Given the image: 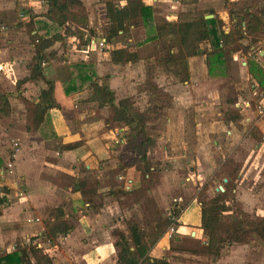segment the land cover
Wrapping results in <instances>:
<instances>
[{"label": "rangeland", "instance_id": "1", "mask_svg": "<svg viewBox=\"0 0 264 264\" xmlns=\"http://www.w3.org/2000/svg\"><path fill=\"white\" fill-rule=\"evenodd\" d=\"M212 1L171 0L169 5L164 0L152 1L148 4L153 10L150 21L138 19V23L131 26L128 32L112 37L110 40L107 38L110 28L107 5L108 3L123 5L126 0H86L85 4L71 5L66 13L65 23L70 27L71 32L66 33L62 40L52 42L53 44L43 51L45 64L44 66L41 64L44 71L49 74L53 73L55 76L54 96L60 105L59 111L46 114L37 127L33 123L34 101L39 99L41 85L45 87L47 85L42 79L34 80L30 85L22 83L17 85L16 81L24 79L25 67L32 63L39 37L33 33L34 28L27 25L30 21L28 17L22 21L18 16L17 29L14 32L10 29L11 26L7 27L5 30L7 35L13 33L14 36H18L14 51L4 60L0 58L2 60L0 172L4 170L6 175V179H2L0 175V205L3 204L8 209L7 213L23 214L24 210L21 209L25 207L23 193L30 191L29 185L22 179L24 172L18 166L19 155L18 157L17 155L12 156L15 148L21 149V142L25 140L28 147H34L35 163L39 166H50L53 169L50 171L53 177H48L53 187L45 192L74 193L78 188L81 193H91L92 188L95 187L92 193H98L96 186L102 185L100 193H110L108 196L111 198L106 202L108 211H101V205L105 206L102 200L97 209L100 215L91 221L94 224H98L97 221L109 224L108 228L117 227L109 238L111 241L115 240L118 229L128 235L130 224L136 223L148 245V257L151 259L163 258L169 264H264V252L261 248H256L255 244L263 241L255 233L251 232L245 242L223 244L220 254L214 256L207 252L206 238L203 243L190 236L189 232L178 231V215L174 213V211H181L192 197L201 203L223 191L225 184H228L231 188L230 196H232L226 202V210L230 209L231 212H223L224 217L227 220L240 219L247 228H254L261 218L259 214L245 212L233 193L236 186L233 179L247 150L239 147L234 152L228 153L225 144H223L225 147L218 150L210 136L205 138L203 143H197L196 138L202 141L203 135L197 134L198 137H196V129L193 128L198 113L203 115L198 120L205 123L211 118L208 115L212 113L215 115L221 109L220 107L225 104H235L236 108L240 109L243 119L246 116L250 118L246 122L251 125L250 132L255 140L259 138V135L261 136L259 124L264 123V38L249 35L243 28V24L242 28L238 27V21L245 9L255 11L262 5L259 6L258 0H251L253 5H249L247 0H240V3L233 0H221L220 5L214 6ZM34 2L36 4L32 8H27L26 13L29 19L32 17V12L34 16L39 17L37 19L40 21L38 27L41 34L50 38L51 35L60 36V33H65L63 26H59L55 21L46 17L47 5L44 0H34ZM220 8L227 10L224 20L220 18L217 11ZM23 9L26 8L19 7L17 14ZM172 14L175 16H171ZM89 15L93 19L90 26ZM205 15L219 17L223 22L225 33L231 31L233 41L223 45L224 63H216L217 61L211 59L214 67L210 73L208 68L210 57L206 55L208 53L196 55L202 58L201 62L206 66L207 74L195 70L194 75L192 72L189 77L188 84L182 83L185 87L182 90L177 88L181 82H173L165 73L155 69L159 85L173 94L176 100L174 99L171 107L164 109L159 119L150 122L146 128L145 134L156 140L155 146L149 148L150 159L147 163L151 167L147 170L139 156L126 146L127 127L121 122L111 121V107L100 108L95 102L85 101L86 91L77 93L78 95L67 94L64 88L75 74L97 75L99 82L113 89L116 102L128 97L139 111L146 110L150 107L149 96L146 92L139 91L138 86L146 80L149 69L157 65L154 59L162 55V46L168 41L165 37L154 38V25L168 21L194 20ZM0 28L3 27L0 25ZM0 39H4L2 31H0ZM92 39L96 43L103 39L106 42L102 49L93 50L88 45ZM119 47H129L135 50L139 56L138 60L126 64H112L109 58L106 60L105 53ZM201 49L209 50V46L202 43ZM7 58L24 61L18 66L20 74L7 77V70H11L6 68L3 62L8 60ZM190 58H188L189 72L191 68H197L196 61H190ZM200 94H203L201 97L204 98L197 99L196 95ZM248 103L251 108L245 109L249 107ZM177 110L184 112L186 122H188V126L184 124L187 127L185 136L180 134L178 127L174 126V113ZM218 117L220 115L215 120L219 119ZM57 118H61L67 127L65 138L61 135L56 136L51 130V125L57 122ZM167 118L172 121L167 122ZM252 123H254L253 127ZM38 127V133H35L32 138L24 135L25 132H34ZM120 128L123 129L119 130ZM94 136H99L102 143L107 144L105 147L108 151L105 160L107 165L104 168L102 179L100 181L96 178L90 179L89 175L77 178L78 182L74 181V177L71 178V175L65 171L70 166H74L72 162L74 156L69 158L59 156L62 153V142L68 141L71 137L83 141L87 137ZM25 137L27 139H24ZM183 140H185V146L191 148V154L188 152L186 155V149L181 143ZM15 143L16 146H14ZM191 159L194 161L192 162ZM9 161L13 163V175L7 172ZM76 167L82 171L86 170L83 161ZM223 178L229 180L224 182ZM65 186L70 188L67 192ZM259 187L264 191V183L261 185L257 183L251 189L254 191ZM46 201L48 205L45 203L42 204L43 208L41 207V220L44 228L45 224L51 222L53 217L59 213L57 209L63 211L64 214L69 213V217L64 216L65 219L70 225L75 224L76 218L73 212L75 210L78 212L80 205L73 201L68 202L64 198L56 199L54 205L51 204L49 198ZM31 204L35 209L37 204ZM83 206L81 202V209ZM30 216L31 214L28 215L27 222L31 221ZM33 220H36L35 217ZM11 230L13 228L10 226H1L0 233L6 235L7 231ZM40 238L42 243L51 239L44 234ZM252 240L256 241L247 249L246 245ZM37 241L36 237L31 235L24 236L21 240H14V247L11 249L8 247L3 251L22 248L29 250L31 246H36L45 253L44 246L39 245ZM52 241L54 242L55 239ZM235 244L239 245V248L236 249L237 257L234 260L221 254L223 248ZM115 247L118 251L119 247ZM116 257L117 264L118 254Z\"/></svg>", "mask_w": 264, "mask_h": 264}, {"label": "trees", "instance_id": "2", "mask_svg": "<svg viewBox=\"0 0 264 264\" xmlns=\"http://www.w3.org/2000/svg\"><path fill=\"white\" fill-rule=\"evenodd\" d=\"M47 5L45 15L59 26H63L65 33L51 35L46 38L41 34L38 27L40 21L36 15H32L27 23L36 30L35 34L39 37L38 47L32 63L29 65V74L22 80H17L16 84L42 78L47 87L41 90L38 102L33 109V123L37 127L44 119L47 112L53 108H59V103L54 96V82L48 79L41 64L44 62L43 51L51 46L55 41L63 39L65 34L70 33V27L66 26V13L71 5H80V0H44ZM151 5L143 3L142 0H126L123 5H107V16L110 20L108 40L119 34L129 31L131 26L138 23V19L150 21L152 19ZM243 22L251 23L264 29V6L255 11L244 10L238 21V27L242 28ZM43 24V23H42ZM154 38L165 37L168 41L162 46V55L157 56L154 62L157 64L149 69L146 80L138 86L139 91L146 92L149 96V108L139 111L130 98H123L116 102L115 92L106 84L99 82L97 75L78 74L66 84L64 90L67 94L82 93L86 91L84 100L95 102L98 107H111L112 122H121L127 127L126 146L139 156L143 161L145 169L151 167L147 162L150 159L149 148L155 146L156 140L147 136L146 128L152 121L159 119L165 108L173 104L172 95L157 81V71L163 72L173 82H186L189 80V62L188 58L199 53H208L210 61L208 62L209 73L216 63H224L223 45L230 44L233 41L231 31L225 33L223 22L217 16L205 18L201 16L194 20L164 22L154 25ZM87 42V40H86ZM206 43L209 50L201 49V44ZM139 56L135 50L129 47L113 48L109 51V61L112 64H126L135 62ZM213 59V60H211ZM160 72H157L158 74ZM225 121L240 126L242 119L241 111L235 104H225L220 107ZM77 145H68L71 149ZM231 188L225 184L223 191H220L214 197L201 201L200 226L206 231L207 252L218 256L223 244L231 242H245L251 232L255 233L264 242V217L254 228H247L240 219H226L223 212L226 210V202L231 198ZM4 200V199H3ZM59 213L55 215L51 222L45 224L44 236L52 237L58 234H67L72 231L73 226L64 217V212L57 209ZM183 210V209H182ZM181 210V211H182ZM181 211H174L180 215ZM115 246L119 247L117 264H169L165 259H156L148 257V245L143 239L142 231L136 223L129 226V233L118 232L114 240ZM31 257L36 264H51L52 259L40 248L31 246L29 250L19 249L5 252L0 246V264H33Z\"/></svg>", "mask_w": 264, "mask_h": 264}, {"label": "crops", "instance_id": "3", "mask_svg": "<svg viewBox=\"0 0 264 264\" xmlns=\"http://www.w3.org/2000/svg\"><path fill=\"white\" fill-rule=\"evenodd\" d=\"M81 4H85L86 0H80ZM145 4H151L152 1L155 0H142ZM157 1V0H156ZM165 2H168L169 5L171 3V0H164ZM235 2H239L240 0H233ZM249 5H253L251 0H247ZM221 0H213L212 4L214 6L220 5ZM259 6H264V0H258ZM36 3L34 0H0V25L3 28H0V31L3 33L4 39H0V58L5 59V57H8L14 50V46H16V40L18 36H14L13 33L11 35H7V32L5 31L8 26H11L10 29L14 32L17 27V21L18 16L21 17V20L23 21L24 18L28 17L29 21V15L26 13L27 8H32L33 5ZM154 6V5H153ZM261 6V7H262ZM20 8H26L20 11V13L17 14V10ZM246 10V9H245ZM220 18L223 20L225 19V15L227 14L226 8L224 9H218ZM36 12V11H35ZM212 12V11H211ZM231 12V11H230ZM31 15H34L32 12ZM214 15V14H212ZM171 16H175L172 14ZM206 16V15H205ZM36 18H39L36 15ZM211 18V17H210ZM92 17L89 15L88 17V23L89 26L92 25ZM243 28L249 33V35L257 36L260 38H264V29L255 26L251 23L244 22ZM36 30H33V33H35ZM226 32V30H225ZM105 59L108 60L109 58V52H106ZM8 59V58H7ZM191 60L196 61L197 68H191L190 76L195 70H199L200 73L207 74V68L205 65H202V58H199V56H195L190 58ZM0 60V65L1 64ZM5 62V67L10 68L11 70H7L6 72L7 77L8 76H16L17 74H20L18 71V66L23 64L24 61L22 59H8L3 61ZM28 64V63H27ZM44 62L42 63V66H44ZM248 65V61L246 62ZM4 67V69H5ZM26 71L24 72V76L26 77L29 74V68L28 65L25 67ZM1 72V71H0ZM46 74V77L48 79H52L55 83V76L53 73L49 74L47 71H44ZM24 77V78H25ZM42 79V78H40ZM16 80V79H15ZM43 80V79H42ZM34 81V80H33ZM44 81V80H43ZM192 82V79H191ZM32 81L23 83V84H31ZM183 84H188V81L184 82ZM182 83H179L177 85V88L182 90L184 87ZM56 86V84H55ZM42 89H45L46 87L44 85H41ZM167 90V89H166ZM169 92V91H168ZM170 93V92H169ZM78 95L77 93H75ZM171 94V93H170ZM173 97V104L174 99L176 98L171 94ZM203 94L196 95L197 99L204 98L201 97ZM181 98V97H179ZM187 98V97H183ZM184 99V100H185ZM35 103L38 101L35 100ZM248 108L245 109H250ZM59 111V108H53L47 112L53 113ZM54 114V113H53ZM175 114V123L174 126L179 128L180 134L186 135L188 122H186V116L182 110H177ZM219 119L215 120L217 116ZM201 116L199 113L197 114L196 118V124H194L195 135L197 134L200 136L203 135L202 141H199V138H196L197 143H203L205 141V138L210 136V139L213 140V143L217 146V149L220 150L223 147V144L226 145V150H228V153L231 151L234 152L235 149L239 147H244L247 151L246 154L240 164L239 170L235 173L234 181L236 183L235 188L233 189V193L235 194V197L237 200H239V203L242 206V209L245 212H253L255 214H259L261 216L260 220L264 217V191L260 189H255L252 191V187H254L257 183L261 185V183H264V123L259 124V138L255 140L254 135L252 132H250L251 125H248L246 121L250 120L248 116L245 117V119H241L240 126L237 127L233 123H229L225 121V118L223 117V114L220 110H218L217 113L209 114L208 116L210 120H207V122H202ZM185 120V122H184ZM244 120V121H242ZM172 121L170 118H167V122L170 123ZM186 123V125H184ZM204 123V124H203ZM190 124V123H189ZM192 126V123H191ZM254 126V123H252V127ZM66 126L63 124L61 118H57V122L51 125V130L55 133L56 136H63L65 138L66 134ZM123 128H120L119 130H122ZM39 127L34 132L31 133L25 132L24 135L32 138L34 134L38 133ZM24 139H27L25 137ZM82 140V139H81ZM74 146L71 149H67L66 147L68 145H77ZM116 142V141H115ZM185 140H183L182 146L185 148L186 155L188 152H190V147L185 146L184 144ZM21 149L19 148L16 155L19 159L18 166L23 170L24 176H22V179L26 181V183L29 185L30 191L27 193H23L25 196L24 202L25 207H22L21 209L24 210L23 214L21 213H14L10 214L7 213L6 207H4L3 204L0 205V228L1 226L5 227H11L13 230L7 231L6 235H1L0 233V246L3 250L10 249L14 247V240L16 239H23L24 236L31 235L32 237H36L37 242H39V245L44 246V252L49 255L52 259L51 264H116L117 259V249L115 245L113 244L114 241H111L109 238L113 235V232L117 230V227L111 226V228H108L109 224L102 223L101 221H97L98 224H94V222L91 221V219H95V217L100 215L98 213V204L102 202L103 205H101V211L106 212L108 211L107 206V200L111 198V196H108L110 193H100L102 192V185H97V192L98 193H92L94 191V188H92L91 193H81L78 188L74 191V193H47L45 190H50L49 188L53 187V184L49 182L48 177H53L52 173H50L51 170H53L50 166H39L38 163H35V156L33 154V146L28 147V143L24 140V142H21ZM106 143H102V141L99 139V136L94 137H87L85 140L80 141V139H68V141L62 142V153L59 154V156L63 157H73V164L74 166H70V168L65 169V171L71 175V178L74 177V181H79L77 178H82L84 176H91L90 179H97L100 181L103 176L104 168L107 165V159L108 151L106 150ZM37 146V145H34ZM36 148H39L38 146ZM21 150V152H20ZM230 152V153H231ZM20 153V154H19ZM191 154V152H190ZM17 160V159H16ZM192 162L194 161L191 159ZM83 161L84 168L86 170L82 171L78 169L76 166ZM77 164V165H76ZM91 170L90 172H88ZM2 179H6V177H1ZM76 178V179H75ZM224 182H227L228 178H223ZM2 184H5L2 182ZM66 192L70 189L68 186H65ZM112 194V193H111ZM4 198V197H3ZM50 199V202L52 205L55 204L56 199H67L68 202L73 201L80 205V209H78V212L76 210L73 212V215H75V224L73 225V229L71 232L67 234H58L57 236H52L51 239H55L53 242L51 239H48L47 242L42 243L40 236L43 235V232L45 230L44 226L42 225V204L48 205L47 199ZM89 198V199H88ZM6 200V199H4ZM98 200V201H96ZM3 201V200H2ZM7 201V200H6ZM3 201V202H6ZM2 202V203H3ZM81 202H83L84 206L81 209ZM31 203L37 204L36 208L34 209L31 205ZM41 203V204H40ZM201 203L196 199L195 197H192L188 203L185 205L183 210L181 211L179 217H178V231L187 233L189 232L190 236H193L195 239L201 240L204 243V238H206V234H204V230L201 228L200 224V210H201ZM42 207V208H41ZM41 209V210H40ZM230 213V209H227L224 211V213ZM40 213V214H39ZM31 221L35 217V221L27 222L28 215H30ZM69 214V213H68ZM66 213L64 216L69 217ZM13 215V216H12ZM38 219V220H37ZM20 220L19 222H17ZM17 226V228H16ZM16 228V229H14ZM117 232H120L118 229ZM10 240V241H9ZM9 241V242H8ZM256 240H252L250 243H248L246 248L248 249V246H251V244H254ZM7 244V245H6ZM256 248H261V250L264 252V242L258 243L256 242ZM239 248V245H230L222 250V255L226 256L227 258H232L233 260L237 257L236 256V249ZM7 250V252L13 251ZM19 250V249H17ZM264 254V253H263ZM34 258L31 260L33 263L35 262ZM35 264V263H34Z\"/></svg>", "mask_w": 264, "mask_h": 264}, {"label": "built area", "instance_id": "4", "mask_svg": "<svg viewBox=\"0 0 264 264\" xmlns=\"http://www.w3.org/2000/svg\"><path fill=\"white\" fill-rule=\"evenodd\" d=\"M105 39H103V40H101L99 43H96L95 42V40H90L89 41V43H88V45L93 49V50H96V49H102V47L104 46V44H105ZM2 70V66L0 65V71ZM247 106H249V103L247 104ZM14 146H16V143L14 144ZM16 151H18V148H15V153H13L12 154V156L13 157H15L16 156ZM7 166H8V169H7V172L10 174V175H13L14 174V171H13V163L11 162V161H9L8 162V164H7ZM0 175H1V177H5L6 175H5V172H4V170H2L1 172H0ZM9 175V176H10ZM38 220V219H37Z\"/></svg>", "mask_w": 264, "mask_h": 264}, {"label": "water", "instance_id": "5", "mask_svg": "<svg viewBox=\"0 0 264 264\" xmlns=\"http://www.w3.org/2000/svg\"><path fill=\"white\" fill-rule=\"evenodd\" d=\"M212 17V15H206L205 18H210ZM221 189H223L222 187H220Z\"/></svg>", "mask_w": 264, "mask_h": 264}]
</instances>
